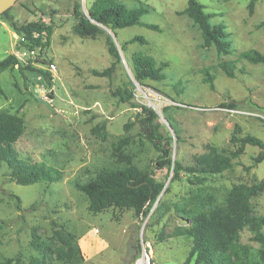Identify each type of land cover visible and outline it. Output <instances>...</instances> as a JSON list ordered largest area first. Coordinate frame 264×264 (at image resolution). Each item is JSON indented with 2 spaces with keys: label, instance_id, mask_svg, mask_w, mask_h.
I'll use <instances>...</instances> for the list:
<instances>
[{
  "label": "rangeland",
  "instance_id": "1",
  "mask_svg": "<svg viewBox=\"0 0 264 264\" xmlns=\"http://www.w3.org/2000/svg\"><path fill=\"white\" fill-rule=\"evenodd\" d=\"M93 1L18 0L8 12L17 25L40 21L51 28L45 57L56 66V75L40 79L43 70L19 73L17 67L0 73V112L21 119L23 132L12 146L16 158L59 175L54 182L20 186L10 178L8 166L0 164V262L27 264L35 258L44 264H63L55 258L64 249L54 234L58 231L79 250L80 264H137L141 240L150 244L149 264H184L192 239L176 235L175 229L188 222L174 206L188 210L200 194L214 198L205 209L224 207L233 186L250 187L264 178V160L253 162L261 152L258 147L245 144L237 156L231 155L247 136L264 144V65L238 57L248 50L264 54V0H257L252 15L247 12L249 0H197L212 15L210 23L223 24L230 35L227 56L202 47L199 29L182 14L186 0H118L128 8L146 5L141 22L160 31L143 25L116 30L118 46L134 36L146 44H129L120 51V61L109 76L94 74L113 63L104 38L81 39L72 32L74 5L86 13ZM13 33L0 16V60L16 52ZM135 53L166 65L165 79L136 84L130 72ZM224 61H234V78L220 70ZM205 73L212 77V89ZM41 85L44 97L39 94ZM117 90L132 98L123 102L114 96ZM231 103L234 108L222 107ZM134 105L157 112L158 132L168 139L169 159L196 173L180 172L175 178L168 167H157L160 153L144 138L140 109ZM125 138L128 142L116 150ZM214 156L229 158V167L219 173L200 172ZM129 164L150 170L163 185L157 202L139 218L131 208L90 211L87 197L76 185ZM249 201V218L264 217V191ZM33 234L44 245V253L31 246ZM250 237L247 226L239 232L233 264H264L258 258L259 245Z\"/></svg>",
  "mask_w": 264,
  "mask_h": 264
},
{
  "label": "trees",
  "instance_id": "2",
  "mask_svg": "<svg viewBox=\"0 0 264 264\" xmlns=\"http://www.w3.org/2000/svg\"><path fill=\"white\" fill-rule=\"evenodd\" d=\"M257 0H249L247 12L253 14ZM11 9V8H10ZM9 9V10H10ZM9 10L1 15L8 23V26L17 36H23L30 45H41L42 34H45L47 46L51 28L43 22H29L17 25L8 14ZM148 12L146 5H138L134 8L126 7L118 0H94L86 13L79 10L78 5H74L72 16L74 24L72 32L81 39L95 40L104 38V45L107 53L113 59L109 69L102 72L94 71L98 76H109L115 64L120 61L119 50L124 52L129 44H146L140 36H134L123 44L119 50L111 37L106 33L108 30L113 35L119 29L132 26L143 25L153 31H160L156 25L143 24L141 17ZM182 14L186 15L197 26L202 37V47L207 49L213 47L218 55L227 56L231 54L230 35L223 24L212 25L211 16L204 12V7L197 0H186V7ZM264 25V22L261 23ZM239 59L250 64H263L264 54L256 50L242 51L238 54ZM17 66L19 73L38 72L31 66H21L14 55L9 54L0 60V73L13 69ZM166 65H157L151 56L135 53L130 57V72L133 81L141 85L143 81L160 82L165 79L163 69ZM220 70L228 78L235 77L236 66L234 61H224L219 63ZM205 82L212 89V77L205 73ZM3 93L0 85V95ZM126 93V94H125ZM123 102H127L132 95L127 91L117 90L113 93ZM125 94V95H124ZM128 95V96H127ZM140 109L139 122L144 128L145 139L153 148L160 153L157 167L163 169L168 167L175 178L180 172L193 174L197 171L193 168H183L179 163L169 159L168 139L164 140L159 134V124L156 123L158 115L153 109L142 105H134ZM226 108H234L233 103L222 105ZM128 126H125V130ZM23 132L21 119L6 112H0V164L5 163L10 169V178L20 186H30L39 182L50 183L57 180L59 173L45 170L33 164H24L16 158L12 146L17 142ZM103 138V137H102ZM170 140V139H169ZM128 142V139L119 140L116 150ZM241 143L237 151L231 153L232 157L237 156L245 144L258 147L261 152L253 159L254 164H259L264 160V144L257 138L247 136L238 141ZM229 167V158L214 156L210 161L201 167L202 173H219ZM202 181L199 179L198 182ZM76 189L82 192L89 201V210L99 212L108 206L120 208H131L136 218L144 215V209H150L156 202L163 190V185L153 178V173L148 169H138L135 165L129 164L122 169H113L97 173L91 180L76 185ZM264 191V178L261 182L246 187L244 185L233 186L227 193L226 205L215 209H205L211 207L214 198L211 195H197L195 204L188 210L174 206L175 212L184 218L188 225L178 227L175 233L178 236H187L192 239L191 249L185 259L184 264H233L232 256L235 253L234 244L238 234L244 227H248L251 233L250 241L259 245L258 258L264 262V217L249 218L251 203L249 198ZM57 239L63 244L64 249L55 253V258L63 264H80L79 250L71 247L72 242L69 237L54 232ZM31 246L36 251L45 252L44 245L38 243L37 236L32 235ZM139 251V249H138ZM11 259H7L0 264H12ZM27 264H44L35 258H30Z\"/></svg>",
  "mask_w": 264,
  "mask_h": 264
},
{
  "label": "built area",
  "instance_id": "3",
  "mask_svg": "<svg viewBox=\"0 0 264 264\" xmlns=\"http://www.w3.org/2000/svg\"><path fill=\"white\" fill-rule=\"evenodd\" d=\"M41 45H30L23 36H16L18 41V47L14 54L21 66H31L38 70H43L42 74H39V78L43 79L45 75L54 77L56 75V66L46 60L45 50L47 46H44L46 42L45 34H42ZM17 67V66H16ZM39 94L44 97L46 94L43 85L39 87ZM150 244L147 241H140V258L137 264H149L150 261Z\"/></svg>",
  "mask_w": 264,
  "mask_h": 264
},
{
  "label": "water",
  "instance_id": "4",
  "mask_svg": "<svg viewBox=\"0 0 264 264\" xmlns=\"http://www.w3.org/2000/svg\"><path fill=\"white\" fill-rule=\"evenodd\" d=\"M18 0H0V16L5 13L7 10H9L10 8H12L15 3L17 2ZM106 33L111 37V39L113 40L114 44L116 45V47L118 48L119 50V47H118V44H117V41H116V37L111 33L109 32L108 30H105ZM119 55H120V58H121V53H120V50H119ZM156 112V111H155ZM157 114V112H156ZM158 115V114H157ZM163 192V190H162Z\"/></svg>",
  "mask_w": 264,
  "mask_h": 264
},
{
  "label": "crops",
  "instance_id": "5",
  "mask_svg": "<svg viewBox=\"0 0 264 264\" xmlns=\"http://www.w3.org/2000/svg\"><path fill=\"white\" fill-rule=\"evenodd\" d=\"M14 34V33H13Z\"/></svg>",
  "mask_w": 264,
  "mask_h": 264
}]
</instances>
